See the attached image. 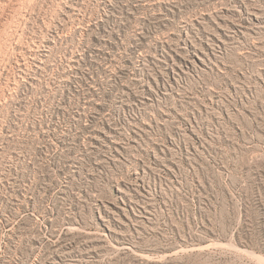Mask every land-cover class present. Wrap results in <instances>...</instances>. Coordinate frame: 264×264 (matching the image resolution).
Segmentation results:
<instances>
[{"label":"rangeland","instance_id":"1","mask_svg":"<svg viewBox=\"0 0 264 264\" xmlns=\"http://www.w3.org/2000/svg\"><path fill=\"white\" fill-rule=\"evenodd\" d=\"M0 264H264V0H0Z\"/></svg>","mask_w":264,"mask_h":264}]
</instances>
